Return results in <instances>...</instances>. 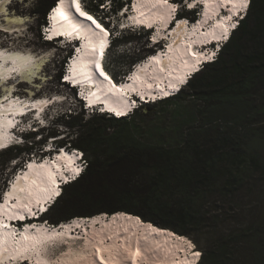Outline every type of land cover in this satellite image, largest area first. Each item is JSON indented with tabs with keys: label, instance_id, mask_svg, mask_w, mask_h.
Here are the masks:
<instances>
[{
	"label": "trees",
	"instance_id": "16d2710c",
	"mask_svg": "<svg viewBox=\"0 0 264 264\" xmlns=\"http://www.w3.org/2000/svg\"><path fill=\"white\" fill-rule=\"evenodd\" d=\"M58 1L38 0L34 14L42 27ZM106 1L113 13L128 3L84 0V7L103 21L101 6ZM249 2L246 17L216 61L206 64L179 95L154 105L178 104L192 97L172 141L145 135L137 121L128 118L94 114L82 122L70 114L63 117L68 121L61 119L62 125L80 131L72 135L77 138L73 142L55 143L81 151L88 163L81 178L63 188L46 221L60 225L77 217L125 213L170 235L190 238L202 250L199 264H231L235 251L245 256L247 264H264V0ZM180 12L197 19L196 12L185 8ZM135 39L147 44L143 32L133 31L119 34L113 46ZM61 52L65 54L57 77L64 72L70 51ZM124 56L119 51L113 61L107 60V70L116 80L132 71L128 67L117 72ZM147 108L144 105L130 118L148 115ZM36 135L27 134L30 141L23 146L0 151L3 174L9 164L22 168L42 150L46 140L33 142ZM222 226L218 240L203 239L206 231Z\"/></svg>",
	"mask_w": 264,
	"mask_h": 264
},
{
	"label": "bare ground",
	"instance_id": "6f19581e",
	"mask_svg": "<svg viewBox=\"0 0 264 264\" xmlns=\"http://www.w3.org/2000/svg\"><path fill=\"white\" fill-rule=\"evenodd\" d=\"M8 1L9 0H4L1 3L0 14H4L7 11L6 2ZM172 1H169L168 4H160L157 3L156 0H136L137 5L135 4L134 6L135 14L134 12H131L130 15L133 16L132 19L136 22H143L144 24H147L145 22L147 21L149 24H147L148 26L144 27L151 29L153 27H150L149 25L157 23V20L165 19L166 16L172 14L170 13L172 11L168 7L169 4H176L174 3V0ZM209 4L210 3L208 2V8L211 7V9H208V11L211 13L214 10L213 15H215L218 12L217 9H219V5L216 7V9H214L212 6H209ZM54 8L55 9H53L54 11L52 14V19L53 17H56V19H53L54 26L52 27V31L67 32L66 35L73 36L72 38H83L85 40L82 43L81 48L78 49V52L81 54L74 63V71L77 80L88 81L91 84H88V86H92L87 87L86 90H84L87 91V94L92 92L87 99L95 100L108 96L107 103L110 104L112 108V110L110 111H112L113 113L116 112V116L121 117V119L130 115L129 111L124 109L123 107H120V104L116 101L117 99L121 98V91L126 93L128 91L140 90V92L143 94V91L139 88L144 86L145 82L149 86H152L156 80H163L166 77H172L171 69L177 70V65L179 64L181 67H183V59H185L186 63H189L188 52L193 51L191 48L193 41L203 39V41L195 42H205L210 38L216 37L220 32L224 30V28H226V23H217L214 28L212 27L211 29L205 31V24L203 22L198 25V28L195 27L193 29L189 28L186 22H180L176 30L173 32L172 36H170L171 34H169L167 37L166 31H161L159 34L162 38L161 43H164L165 40L176 43L173 46L170 44L166 53L160 54V56L157 58H153L150 63L145 62L144 65L142 64V66H140L141 75L134 73L126 84L123 83L120 87H113L114 90H112L111 84L107 81V79L104 78V80H102L101 77L97 74L96 63H102L103 61L105 63L106 55L109 50L113 48V40H115L113 38L111 39V41H109L108 35L111 30L120 31V26L122 23L117 24L116 22L117 25H113V27H107L103 22L101 25L107 32V35L105 36L103 32H100V29L96 28L95 25L78 14V12L75 10V5L72 4V0H68L65 5H61L60 3L56 4ZM227 9L228 11H230L229 8ZM209 12H207V17L210 16ZM62 13H68L67 17H65V15ZM126 15L127 14H124V16ZM127 17L128 15L125 18ZM207 17L206 19H208ZM25 20L26 19H22L18 16L14 17L6 15V25L3 24L4 21L1 22L0 20V30L3 27L9 32L15 31L16 33L19 29H21ZM167 23H169V21ZM77 24L87 26V31H85L83 28L75 27V25ZM137 28L139 31H141V28H139L138 26ZM201 29L203 30L201 31ZM92 32L98 33V35H92ZM101 41H103L102 55ZM109 42H112V44ZM107 44L109 46H106ZM164 44L168 45L167 42ZM158 45L160 44L155 45V47H157ZM181 45L182 49L180 48ZM74 46L75 43H71L67 51L73 52ZM162 48L166 49L165 45L161 44L159 50H163ZM173 48H175L177 52L182 50L184 55H182L181 57H177V60H173L174 55L178 56V53L173 52ZM151 49L154 50V46ZM200 52L202 51H199L198 53ZM0 53H3V55L5 56L9 54H19L21 56L32 57V64L28 66L30 71L27 73L8 71V69L13 67L12 62L9 61L5 63L2 59H0V72L4 73V77L0 79V86L5 87V92L8 93L6 95L11 96L10 94L14 91L15 84L17 82L25 81L28 82L32 87L38 88L39 85H36V83H38L37 80H46L39 74L45 62L43 59H38L30 53H22L19 51L11 52L0 50ZM155 54H157V51L155 52L154 50V52L149 55ZM194 56H196V52ZM189 64H187L186 67H189ZM158 66H160L162 71L159 70ZM9 79L12 81L14 79L18 80L13 81V86L9 87L6 86L8 83L6 81H8ZM82 93L83 92H81V94ZM54 97L48 98V101L43 98L32 100V102L31 100L21 101L20 99L15 98L14 95L8 97L7 99L0 98L1 133L2 129L6 130V134H8V132L10 131L11 127L8 126L4 118L11 119V117H9L11 114L13 117H15L19 114L27 112L29 109L31 110L32 108H37L41 112L48 105H52L53 109L56 110L57 104H63L62 102L67 101L68 99V97L66 98L61 95H57ZM83 110L87 112L85 109ZM117 113L120 114L118 115ZM44 118L51 125L54 124L52 119L46 112L44 113ZM53 129L56 128H50V130ZM4 137L5 139L7 138V136L5 135ZM20 137L21 139H26V136L24 134H21ZM55 141L56 140L52 141V144L54 143L53 146H55ZM52 149L53 148H50L49 150L52 151ZM59 153L60 152H57V154ZM65 159L70 161L66 162ZM75 159L76 155L72 152H68L67 150L60 157H55L51 159L52 161L46 160L41 164H38L39 162L36 163L35 161H32L30 159L29 162L33 165V167L31 169L21 168L18 172L20 175H18V173L16 174L18 175L17 177H23L24 174L27 173L28 179H16L12 183V185L8 184L7 190L2 194L5 200H7V204L5 205V200H1L0 202L1 205H4V207L0 209V221H3L7 224L5 219L1 217V213L3 211L8 214L16 213V215L18 216L22 214L20 211L22 209L20 208H25V205H27V209L23 210V213H27L29 212L28 209H31V212L33 214L36 210L35 199L42 200L47 197V176L49 175L50 177H53L55 175L58 178L59 176L64 177L65 174H68V169H76L75 166H72L71 162ZM39 165H43V167H39ZM56 181H60V179H57ZM13 184H15V188H13ZM60 187L61 186L59 185V188ZM21 188H24L25 191H20ZM54 190L55 189H52V191ZM9 193H11V195H9ZM15 198L17 199V201L13 203L11 207H9V202ZM22 217L28 219L29 215L25 214L22 215ZM93 218L95 219L92 221H88V223L85 224L93 223L96 219L101 218L102 226L96 225L90 227L89 225L80 224L82 222H74V224L69 225H64L61 223V226L54 225L55 230L53 231V233L55 235L61 236L60 239L64 245V249L62 248L60 250H55L57 252L53 250L54 252H48L44 256H37V254H35V252H39V247L35 250H33V248L36 244L40 245L44 242L48 243L51 241L49 235H47V233H43V230L51 232V230H53L52 228L49 227L50 229H47L48 227L46 226L42 231L41 228H35L36 230L31 234L30 228H28V230L23 233H17L15 229H10L9 231L0 230V264H21L18 262L21 261L22 258V262H32H29V264H96V262L90 260L94 258V255L97 256V264H184V262H187L188 260H191L189 264H196V262L198 261L197 260L195 262L196 251L193 250L190 253L191 256L187 255L188 251L186 252V255L183 253L184 251L180 247V239L184 240L183 237L170 235L169 233L164 232V230L157 229L152 225L142 223L136 217L125 213H116L113 214L112 217L110 216V219H112L110 221L104 219L105 217L101 215H96L94 217H91L90 219ZM97 221L100 220H96V222H94L93 224L97 223ZM82 226L83 228L85 227L83 232L81 231L82 233H79L82 235H79L75 238L77 233L76 228L79 227L80 229V227ZM41 232L44 236L41 235ZM9 233H11V235H9ZM38 235L40 237H37ZM25 237H27V239H25ZM72 238H78V240H73ZM80 240L82 242V244H80L81 247H77ZM30 241H32V243ZM51 242L53 243V241ZM54 245L55 244L52 245L53 248ZM58 245H61V243H59ZM56 247L58 246H55V248ZM45 249L46 247L42 249L43 252L45 251ZM49 253L53 256H56L57 253L58 255H60V257H52V260L50 262ZM199 256L197 259H199Z\"/></svg>",
	"mask_w": 264,
	"mask_h": 264
},
{
	"label": "rangeland",
	"instance_id": "374dc122",
	"mask_svg": "<svg viewBox=\"0 0 264 264\" xmlns=\"http://www.w3.org/2000/svg\"><path fill=\"white\" fill-rule=\"evenodd\" d=\"M4 1V0H3ZM2 0H0V5L3 2ZM90 1V0H87ZM37 2L38 0H9L8 2H6V14L2 13L0 14V20L1 22H3L4 25H6V15L7 16H18L21 17L22 19H26L23 26L21 27V29H17L18 32L15 33V31H7L5 30L3 27L0 30V50H4V51H19L22 53H30L31 55L35 56V58L38 59H43L44 65L42 66L41 70H40V75L41 77L45 78L46 80H37L38 83H36V85L39 87L35 88L32 87L28 82L25 81H20L17 82L15 84V89L14 91L10 94L11 96L14 95V97H17V99H22L25 101L27 100H38V99H46L48 101V98L54 97V96H63V97H68L67 101L62 102L63 104H57L56 107V111L58 112H67L68 116H71L69 114L68 111H72L73 115L72 116H76L77 119H75L74 121H82V122H86L91 118V114L87 113V112H80V108L77 106V102L75 103V98L74 96H71V94L69 93L67 87L68 86H63L61 85V83L59 82V79L61 78L62 75H60L59 77H57V72L59 69V60L61 59V57L65 54V52H61L58 51V47L55 44H49V43H45L42 39V32H41V25L39 23L38 20V15L34 14V9L37 6ZM129 3V0H128ZM137 5V4H136ZM182 6V5H180ZM210 6V4H209ZM112 8L113 6H109V12L104 11L101 15L103 16V21L105 26L110 27V25H108L109 19L113 20V23L111 24V27H113V25H117V24H121L124 20L123 18H125L126 16H124L122 14L123 11H118L117 13H113L112 12ZM183 7H181L182 9ZM209 10L211 9L208 8ZM101 10V8H100ZM53 11V10H52ZM85 12H88L85 10ZM113 14H111V13ZM128 14H131V10L126 11ZM245 12V11H244ZM89 13V12H88ZM188 19V18H187ZM108 20V21H107ZM117 22V24H116ZM214 28V27H213ZM16 30V29H13ZM139 31L138 28L135 29L133 28H129L126 29L124 31H122L121 33L127 35V34H131L133 33V31ZM116 31V30H115ZM117 35H119L120 31L117 30ZM120 33V34H121ZM209 37V36H208ZM207 37V38H208ZM116 39V38H115ZM206 40V39H205ZM142 41L144 42V40H133L132 43L130 44H126L123 43L120 45L117 44L115 46H113V48L111 50H109V52L106 55V59L108 61H113V59L116 58V56H118L119 51L120 52H124L125 56L122 60V63L119 65L118 68H116L117 72L122 71L128 67H131L133 64L136 62L138 63L140 61V59L146 57L149 52H148V48H150L147 44L144 45L142 43ZM195 41H203L202 40H195ZM194 41V42H195ZM176 42H171L170 44L173 46ZM181 44V43H180ZM153 48V47H151ZM180 48L182 49V45L180 46ZM163 49V48H162ZM154 50H156L154 48ZM153 50V52H154ZM156 52V51H155ZM173 52L178 53L177 55H174L173 60H177V57H181L183 54V51L180 50L179 52H177L175 50V48H173ZM151 53V52H150ZM150 56V55H149ZM46 57V58H45ZM143 60V59H142ZM151 61V60H150ZM150 63V62H149ZM106 65V63H104ZM113 68V67H112ZM141 67L135 72L137 74L141 75ZM18 80V79H16ZM15 79L13 81H16ZM13 81L12 80H8L6 82L7 85L6 86H13ZM5 87H1L0 86V98L5 99V97H11L8 96L5 92ZM34 94V95H32ZM189 96V94L187 95ZM72 97V98H71ZM55 98V97H54ZM7 101V100H5ZM70 101V102H69ZM190 101H192V97H187V100L178 104H171V105H159V106H154L155 104H148L146 105L148 108L144 110V112L148 115H143V113H139L135 118H128L127 120L130 121H137L136 124H138V126L142 129L143 133L145 135L149 134L151 136L154 137V139L156 140L157 138L160 141H172L173 137H175V129L178 126L180 121H183L184 117H185V111L186 109H190ZM50 103V102H49ZM157 104V103H156ZM71 105V106H70ZM50 116V114H49ZM107 116V115H106ZM66 121H68L69 119L67 118H63ZM72 120V118H71ZM63 127H65L63 129V131H61L60 129H53V130H49V133H55L56 136L61 135V136H66V142H73V140L75 141L77 138L74 136V138H72V135L75 134V131H80L79 128L76 129H72V126H66L63 125ZM66 127H68L69 129L66 130ZM46 130V129H45ZM0 133H1V129H0ZM44 133V140H46L45 145L47 143H52V139H50V134H48L47 131H43ZM49 135V136H48ZM146 137V136H145ZM40 138L37 137L36 139L33 140V142H37ZM57 140H60L58 137L55 138ZM57 143V141H56ZM55 143V144H56ZM30 145V143H29ZM44 146V145H43ZM56 146V145H55ZM60 147V146H58ZM42 151L39 149L36 154V157L40 155L41 152H44L43 147H41ZM41 151V152H40ZM44 157V156H43ZM86 158V156H85ZM21 168V166H16L15 162L11 163L8 165V168L6 169L5 174H3V172L1 171V163H0V178L3 179L0 185V194L3 193L5 190H7L8 184L10 183V181L13 179V177L17 174L18 170ZM1 174H3V176H1ZM104 216H107V214H102ZM103 216V217H104ZM109 216V215H108ZM86 219H90V218H86ZM106 220H112V219H107L104 218ZM114 219V218H113ZM96 220H100L97 221V223L93 224L94 222H96ZM93 223H89V224H85V225H89L90 227L92 226H102V220L101 218L96 219ZM104 220V221H106ZM50 223V222H49ZM51 225V223H50ZM52 226V225H51ZM74 227V226H72ZM85 229V227L83 228V226L81 227V231L83 232V230ZM223 226L221 228H213L210 229L208 231H206V233L203 235V239L205 241H214V240H218L220 237V232L223 230ZM79 227L76 228V236L82 235L79 234L81 231H78ZM73 232V230H72ZM81 232V233H82ZM70 238V237H69ZM73 240H78L72 238ZM184 240L180 239V247L181 249L184 251L183 253L186 255V252L188 251L187 255L191 256V252L194 250L197 252L200 251L201 255L202 250L200 248V246H197L190 238H184ZM186 240V241H185ZM179 241V240H178ZM81 240L79 241V244L77 247H81L80 244H82ZM59 243H61V245H58ZM58 244L53 246H49L48 250H45L43 252V256L46 255L48 252L52 253L55 250H60V249H64V245L62 243V241H58ZM182 245V246H181ZM203 245V243L201 244V246ZM55 246H58L55 248ZM54 250V251H53ZM57 252V251H55ZM49 253V254H50ZM52 257H56L59 258L60 255H58L56 253V256H53L52 254L49 255L50 258V262L52 260ZM198 256L196 255V259L195 262L197 261ZM23 260V258H22ZM19 261L18 263L21 264H29L32 263L31 261L28 262H22ZM27 260V259H25ZM31 260V259H30ZM94 262H96L97 264V256L94 255L93 259H90ZM191 262V260H188L187 262H184V264H189ZM246 263L245 260V256L241 255V253L239 251H235L233 258L231 260V264H244ZM247 264V263H246Z\"/></svg>",
	"mask_w": 264,
	"mask_h": 264
},
{
	"label": "snow or ice",
	"instance_id": "6c2138e0",
	"mask_svg": "<svg viewBox=\"0 0 264 264\" xmlns=\"http://www.w3.org/2000/svg\"><path fill=\"white\" fill-rule=\"evenodd\" d=\"M68 2V0H60V4L61 5H65ZM157 3L160 4H168V0H156ZM229 2H231L234 7L237 8V13L239 14V11L242 9H245L249 3V0H229ZM72 4L75 5L76 11L83 17H85V19L91 21L92 24H94L96 26V28L100 29V32H103L105 34V36L107 35V32L105 30V28L97 22L96 19L93 18L92 15H89L88 12H85L82 10L81 8V4L79 3V0H72ZM178 6V4H169L168 7L171 11H175L176 7ZM188 7H193L192 4H189ZM59 11V10H57ZM65 15V17H67L68 13H62ZM53 19H56V17H53ZM59 22V21H58ZM75 27H80L83 28L85 31H87V26L85 25H75ZM232 27H235V24L232 25ZM225 32H227V29H225ZM92 35H98V33L92 32ZM49 39H51V37H48ZM224 38L226 39L227 36L225 35ZM102 47H103V41H101V55L103 54L102 51ZM0 59L3 60V62L7 63L9 61L12 62L13 67L8 69V71L10 72H29V65L32 64V57L31 56H21L19 54H9L7 56L3 55V53H0ZM96 68L100 70V74L102 76L105 77V79H110L107 74L103 71L101 65L99 63H96ZM4 77V73L0 72V79H2ZM113 87H115V85H113ZM5 99H7V97H5ZM19 111V110H17ZM118 115L120 113H117ZM41 123H43V121H41ZM9 127L14 126L12 121H8L7 122ZM11 142V138L5 139L4 134L0 133V149H4L6 147H8L9 143ZM17 143H19L20 141L17 140ZM27 167L29 169H31L33 167L32 164H28ZM39 167H43V165H39ZM77 174L79 172V169L76 170ZM17 179H28V174L25 173L23 177H17ZM13 188H15V184H13ZM20 191H25L24 188H21ZM56 195H58L59 193L56 192ZM9 195H11V193H9ZM7 204V200H5V205ZM4 207V205H0V209H2ZM25 207H27V205H25ZM29 212H31V209H28ZM21 219H23V217H21ZM0 227H4L7 228L8 225L6 223H4L3 221H0ZM9 235H11V233H9ZM25 239H27V237H25ZM199 252L195 253V255L199 256Z\"/></svg>",
	"mask_w": 264,
	"mask_h": 264
},
{
	"label": "clouds",
	"instance_id": "9594fccd",
	"mask_svg": "<svg viewBox=\"0 0 264 264\" xmlns=\"http://www.w3.org/2000/svg\"><path fill=\"white\" fill-rule=\"evenodd\" d=\"M106 2H109V1H106ZM110 5V4H109ZM238 22L240 23L241 22V19H239L238 20ZM233 33V32H232ZM231 33V34H232ZM119 37V36H118ZM115 39V38H114ZM220 46H218V54L220 53L219 52V50H220ZM105 63H107V59H105ZM88 95L90 96V93H88ZM50 114V118L52 119V121H53V125H51L47 120H45V118L43 119V121H47V127L46 128H44L42 125H37L36 126V129L39 131L38 132V134H39V138H43L44 137V133H43V131L45 132V131H49L50 130V128L51 127H54V128H56L57 130H61V128H62V130L61 131H63V129L65 128V127H63V125L61 124V119L63 118V117H66L67 116V112H58V111H56L55 109L52 111V112H49L48 113V115ZM134 115V114H133ZM133 115H131V116H133ZM27 121H29V120H27ZM46 129V130H45ZM25 136L27 135V132H24L23 133ZM66 137V136H65ZM27 143L30 141L28 138H27ZM37 142H39V140L37 141ZM83 153H79V155H80V157H81V155H82ZM76 155V154H75ZM81 167H83L82 166V163H81ZM84 169V171L86 170V167H84L83 168ZM70 178H73L72 180H75V176H72V175H70L69 176V178H67V179H69L70 180ZM66 186H68L66 183L63 185V188L64 187H66ZM62 188V189H63Z\"/></svg>",
	"mask_w": 264,
	"mask_h": 264
},
{
	"label": "built area",
	"instance_id": "2783aa9c",
	"mask_svg": "<svg viewBox=\"0 0 264 264\" xmlns=\"http://www.w3.org/2000/svg\"><path fill=\"white\" fill-rule=\"evenodd\" d=\"M247 8V7H246ZM68 151H71L72 149L70 148V145L68 144L66 147H65ZM76 152H78V151H76ZM87 161H86V158L83 160V162H82V166L83 167H81V168H84V167H86L87 166Z\"/></svg>",
	"mask_w": 264,
	"mask_h": 264
}]
</instances>
